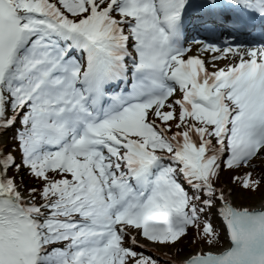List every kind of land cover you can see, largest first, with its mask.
Masks as SVG:
<instances>
[{
  "label": "snow or ice",
  "instance_id": "obj_1",
  "mask_svg": "<svg viewBox=\"0 0 264 264\" xmlns=\"http://www.w3.org/2000/svg\"><path fill=\"white\" fill-rule=\"evenodd\" d=\"M185 240L264 264V0H0V264Z\"/></svg>",
  "mask_w": 264,
  "mask_h": 264
},
{
  "label": "trees",
  "instance_id": "obj_2",
  "mask_svg": "<svg viewBox=\"0 0 264 264\" xmlns=\"http://www.w3.org/2000/svg\"><path fill=\"white\" fill-rule=\"evenodd\" d=\"M8 143L11 147H15L14 143L11 141V139L8 140ZM230 173L225 172L222 177H221V183H225L227 188L230 189L233 187V185L229 182V177H230ZM34 181L30 178V177H25L24 181H23V185H26L28 187L33 186ZM233 199L236 200L237 203H251V204H257L259 203V197H255L253 199H251L250 201L247 198L241 199L239 198V191L237 190V194L234 195ZM211 219L212 222L219 226V222L216 219V217L214 216V213L212 212L211 214ZM191 239V237H189V240ZM197 247V245L191 244L189 243L188 240H185L184 242H182L179 245V248H170L172 250V253L175 254L178 257H185L187 255H189L191 252H193L195 250V248ZM146 254L149 255H154L156 258H158L160 260V264H172L170 260L164 259V258H160V256L156 253H152L151 251L147 252Z\"/></svg>",
  "mask_w": 264,
  "mask_h": 264
},
{
  "label": "rangeland",
  "instance_id": "obj_3",
  "mask_svg": "<svg viewBox=\"0 0 264 264\" xmlns=\"http://www.w3.org/2000/svg\"><path fill=\"white\" fill-rule=\"evenodd\" d=\"M10 135H11V133H10ZM9 138H10V136H9ZM8 140H9V139H8ZM258 204H259V203L255 204V206L258 205ZM156 248L160 249L161 252L164 253V255L173 254V253H172V250H171L170 248H164V247H156Z\"/></svg>",
  "mask_w": 264,
  "mask_h": 264
}]
</instances>
